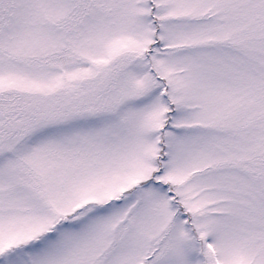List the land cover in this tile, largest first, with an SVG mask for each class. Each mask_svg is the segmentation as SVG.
Returning a JSON list of instances; mask_svg holds the SVG:
<instances>
[{
    "label": "snow or ice",
    "instance_id": "obj_1",
    "mask_svg": "<svg viewBox=\"0 0 264 264\" xmlns=\"http://www.w3.org/2000/svg\"><path fill=\"white\" fill-rule=\"evenodd\" d=\"M0 264H264V0H0Z\"/></svg>",
    "mask_w": 264,
    "mask_h": 264
}]
</instances>
